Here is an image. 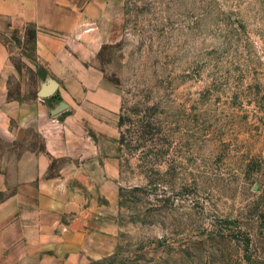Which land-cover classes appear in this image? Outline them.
I'll return each instance as SVG.
<instances>
[{"label":"rangeland","instance_id":"374dc122","mask_svg":"<svg viewBox=\"0 0 264 264\" xmlns=\"http://www.w3.org/2000/svg\"><path fill=\"white\" fill-rule=\"evenodd\" d=\"M120 12L97 61L126 118L119 198L104 256L85 264H264V0H124ZM0 38L26 73L10 92L37 97L46 75H31L21 38ZM13 242L0 264H22Z\"/></svg>","mask_w":264,"mask_h":264},{"label":"crops","instance_id":"0c3cea01","mask_svg":"<svg viewBox=\"0 0 264 264\" xmlns=\"http://www.w3.org/2000/svg\"><path fill=\"white\" fill-rule=\"evenodd\" d=\"M123 3L0 0V33L21 38L31 75H46L37 97L13 95L11 77L26 73L0 38V256L14 240L22 264L105 254L107 209L119 198L121 95L97 61ZM50 81L55 93L40 97Z\"/></svg>","mask_w":264,"mask_h":264},{"label":"water","instance_id":"95a60500","mask_svg":"<svg viewBox=\"0 0 264 264\" xmlns=\"http://www.w3.org/2000/svg\"><path fill=\"white\" fill-rule=\"evenodd\" d=\"M57 83L55 81H50L48 84L43 85L39 91L40 97H49L53 95L57 89Z\"/></svg>","mask_w":264,"mask_h":264},{"label":"trees","instance_id":"16d2710c","mask_svg":"<svg viewBox=\"0 0 264 264\" xmlns=\"http://www.w3.org/2000/svg\"><path fill=\"white\" fill-rule=\"evenodd\" d=\"M125 119L126 118L123 115H121V119H120L121 125H123ZM134 128H135V135H137V132H139L141 127L137 123V124H134ZM124 140H125V131H122V133H121V142H124Z\"/></svg>","mask_w":264,"mask_h":264}]
</instances>
